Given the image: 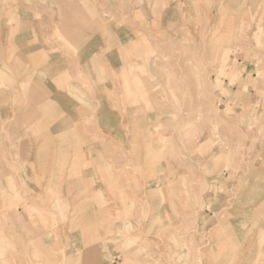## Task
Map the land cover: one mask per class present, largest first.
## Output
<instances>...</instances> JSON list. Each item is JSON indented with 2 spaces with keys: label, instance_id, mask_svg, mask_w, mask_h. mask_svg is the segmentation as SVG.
<instances>
[{
  "label": "crops",
  "instance_id": "crops-1",
  "mask_svg": "<svg viewBox=\"0 0 264 264\" xmlns=\"http://www.w3.org/2000/svg\"><path fill=\"white\" fill-rule=\"evenodd\" d=\"M208 1L257 15L254 0ZM197 9L0 0V264H264V140L245 142L229 181L225 158L197 155L194 139L185 151L174 133L166 156L163 111L124 88L140 55L194 26Z\"/></svg>",
  "mask_w": 264,
  "mask_h": 264
},
{
  "label": "rangeland",
  "instance_id": "rangeland-1",
  "mask_svg": "<svg viewBox=\"0 0 264 264\" xmlns=\"http://www.w3.org/2000/svg\"><path fill=\"white\" fill-rule=\"evenodd\" d=\"M207 1L197 0L194 26H185L178 36L156 39L155 48L140 55L142 64L133 66L134 78H127L124 88L136 90L135 101L143 100L148 111L153 110L151 99L163 111L158 148L166 156L177 152L174 133L186 141L181 146L185 151L187 141L194 139L197 155H209L213 163L225 158L223 168L233 181L251 152L245 142L264 140V0L253 1L255 17H237L235 11ZM236 90L249 96L241 97ZM229 92L233 100L243 99V112H234L230 96L224 100Z\"/></svg>",
  "mask_w": 264,
  "mask_h": 264
},
{
  "label": "bare ground",
  "instance_id": "bare-ground-1",
  "mask_svg": "<svg viewBox=\"0 0 264 264\" xmlns=\"http://www.w3.org/2000/svg\"><path fill=\"white\" fill-rule=\"evenodd\" d=\"M212 126V125H211ZM217 126V125H216ZM217 128H218V126H217ZM214 129V128H213ZM215 132V131H214ZM214 135V134H213Z\"/></svg>",
  "mask_w": 264,
  "mask_h": 264
}]
</instances>
